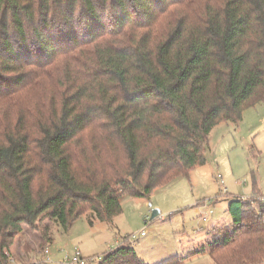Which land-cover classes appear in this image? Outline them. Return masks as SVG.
Segmentation results:
<instances>
[{"label":"trees","instance_id":"obj_1","mask_svg":"<svg viewBox=\"0 0 264 264\" xmlns=\"http://www.w3.org/2000/svg\"><path fill=\"white\" fill-rule=\"evenodd\" d=\"M263 102L264 0H0V264L23 225L111 224ZM262 199L195 253L263 264ZM98 264L147 263L125 242Z\"/></svg>","mask_w":264,"mask_h":264},{"label":"rangeland","instance_id":"obj_2","mask_svg":"<svg viewBox=\"0 0 264 264\" xmlns=\"http://www.w3.org/2000/svg\"><path fill=\"white\" fill-rule=\"evenodd\" d=\"M260 195L264 196V102L248 107L240 123H222L212 131L205 165L157 188L149 198H124L123 211L111 224L97 219L91 225L87 215L64 231L45 220L43 225H51L52 243L39 229L23 225L5 251L11 264H45L47 257L52 264H67L65 256L78 249L85 258L95 259L89 264H98L106 252L126 242L147 264L174 257L183 258L182 264H215L209 254L195 251L218 240L221 230L231 226L229 199L251 201ZM153 210L160 211L156 220H151ZM142 232L146 236L141 237Z\"/></svg>","mask_w":264,"mask_h":264},{"label":"built area","instance_id":"obj_3","mask_svg":"<svg viewBox=\"0 0 264 264\" xmlns=\"http://www.w3.org/2000/svg\"><path fill=\"white\" fill-rule=\"evenodd\" d=\"M263 200V199H262ZM242 201H247V199L242 198ZM264 201V200H263ZM145 235V232H142V236ZM133 238H135V236H133ZM45 255H50V250L49 248H47L45 250ZM102 258H99V261ZM95 259L94 258H85L84 256H82V253L80 252V250L75 249L74 253L72 255L67 254L64 258V263L67 264H89L90 262H94ZM45 264H52V260L50 257H47V259L45 260Z\"/></svg>","mask_w":264,"mask_h":264},{"label":"water","instance_id":"obj_4","mask_svg":"<svg viewBox=\"0 0 264 264\" xmlns=\"http://www.w3.org/2000/svg\"><path fill=\"white\" fill-rule=\"evenodd\" d=\"M158 216H160V211L159 210H153L151 220L157 218Z\"/></svg>","mask_w":264,"mask_h":264},{"label":"crops","instance_id":"obj_5","mask_svg":"<svg viewBox=\"0 0 264 264\" xmlns=\"http://www.w3.org/2000/svg\"><path fill=\"white\" fill-rule=\"evenodd\" d=\"M259 193L261 194V191H260V189H259ZM141 237H143L142 236V233H141V235H140ZM144 236H146V233H145V235ZM54 240V239H53ZM212 242V241H211ZM207 243H208V241L206 242V245H207ZM206 245H203L201 248H199V249H197L195 252H197L198 250H200V249H202L203 247H205ZM205 253H207V252H205ZM51 254V253H50ZM196 254V253H195ZM208 254V253H207ZM51 258V257H50ZM52 260V259H51Z\"/></svg>","mask_w":264,"mask_h":264}]
</instances>
